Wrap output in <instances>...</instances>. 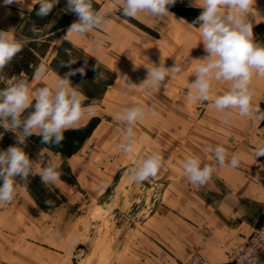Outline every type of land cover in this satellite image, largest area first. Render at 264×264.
I'll use <instances>...</instances> for the list:
<instances>
[{
    "label": "crops",
    "instance_id": "crops-1",
    "mask_svg": "<svg viewBox=\"0 0 264 264\" xmlns=\"http://www.w3.org/2000/svg\"><path fill=\"white\" fill-rule=\"evenodd\" d=\"M28 7H32L31 11ZM38 7L39 5L32 4V0H13L11 4H5L4 0H0V30H12L14 35L20 38L31 37L33 34L31 29L35 27L46 37L31 50L37 62L29 65L34 69L32 79L28 81L29 86L40 78L47 80L57 79V75L61 76L54 63L65 45L86 51L96 60L98 58L101 61H108L90 46L101 37L103 44L111 48L119 61L128 60L138 52L141 59L148 60L154 51L157 64L161 60L164 61L165 67H171L177 61L181 64L182 70L166 76L157 85V91L172 92L173 96H179L180 101L185 95L191 97L188 84L195 79L192 74L195 64L193 59L206 55L202 42L198 41V24H189L201 11L192 5L191 0H175L174 4L168 6L170 12L168 17H153L141 12L136 18L124 17L118 8V0H94V9L109 12L107 19L110 26L108 29H93L83 36L67 32L70 24L78 17L74 12L66 10V0H59L52 11L44 17L36 15ZM248 18L252 23L254 38L257 40L264 35V0H255ZM57 21L63 23L59 33H42ZM24 32L32 34L26 36ZM121 34L133 42L125 53L113 47V42H116ZM90 39L93 41H89ZM41 45L45 46L42 51L38 50ZM41 66L45 72L39 76L36 73ZM112 67L116 73L114 82H117L121 69L116 65ZM20 74L25 73L22 71ZM114 82L109 86L112 87ZM226 87L223 82H214L212 97L220 94ZM250 88L253 91V103L259 106L264 92V74H254ZM198 102L203 104L205 111L209 108L215 110L212 99ZM235 110L225 111L231 112L244 122L242 128L222 126V129L228 132H222L220 137L233 146L226 150V163L216 164L210 180L203 185L192 184L188 179L176 181L174 185L181 191L177 193L179 197L172 194L173 205L166 216L167 220L165 215L162 216L163 211L158 210L140 222L139 233L142 234L143 242L140 246L134 244V228L113 229L105 233L104 239L101 238L103 236L101 231L97 229H77L74 232L63 228L28 229L26 232L0 229V264H98L99 261L93 256L98 247L96 243L106 241L107 236L109 260L102 264H182L196 253L204 256L211 264H235L234 255L262 221L264 207V155L255 156L257 146L263 143L256 132L259 126L258 112L242 116ZM209 121L211 120H205L207 130L214 127ZM227 123L236 124L232 120ZM233 153L240 157V163L235 168L227 165V159ZM165 197L166 193L163 199ZM27 201L28 198H25L20 204L28 206L26 210L32 214L36 213L37 205ZM69 215L66 214L67 217ZM75 215L80 217V213ZM170 217L172 221L165 224ZM70 219L72 220L68 218ZM76 219L73 218L72 221ZM168 223L172 226L170 234L164 238L155 234L156 226L165 227L164 225L167 226ZM52 236L55 239L51 240ZM71 236L83 238L74 241L72 245H68L67 240L64 245L66 239L63 238ZM17 237L24 239L21 241ZM59 237L60 241L57 242ZM86 238L91 245L84 243ZM7 247H14L13 254L3 251Z\"/></svg>",
    "mask_w": 264,
    "mask_h": 264
},
{
    "label": "rangeland",
    "instance_id": "rangeland-1",
    "mask_svg": "<svg viewBox=\"0 0 264 264\" xmlns=\"http://www.w3.org/2000/svg\"><path fill=\"white\" fill-rule=\"evenodd\" d=\"M62 25L63 23L57 21L42 33H59ZM31 34L24 32L26 36ZM132 43L121 34L117 41L113 42V47L125 53L127 48H131ZM90 46L108 61L98 62L88 52L65 45L54 63L63 77L69 68H78L85 60L87 61L83 76L76 73L69 77L70 83L86 97L80 121L64 131L63 139L59 144H42L37 135L26 139L25 151L30 150L29 142H31L38 146L39 154H45V160L51 158L58 162L60 176L55 184L50 186L59 191L53 200L60 201L63 196L64 201L57 206L41 208L29 193L26 180L17 178L13 199L0 204V229L21 232H26L28 229L63 228L71 229L73 232L77 229H97L101 231L103 235L101 238L104 239L105 233L113 229L134 228V244L140 246L143 244L142 234L139 233L140 222L150 214L157 213L158 210L163 211L162 216L165 215L166 219L173 205L172 194L179 197L177 193H180L181 189L176 188L174 183L178 180H187L182 169L184 157L197 154L202 161L215 163L212 160V153L205 149L209 146L214 147L217 143L222 144L225 150H229L230 146L233 148L230 142L220 137L222 132H228L222 129V126L242 128L244 121L233 114L225 117L223 112L211 108L205 111L202 103L188 95L183 96L180 101L179 96H173L172 92L159 93L157 86L154 89L145 88L140 84L147 73L143 64L148 66H151V63L157 64L155 51L149 55L148 60L141 59L138 52L128 60L119 61L108 45L103 44L100 48H96L94 44ZM69 58L76 59L75 63L64 64ZM113 65L121 69L117 82H114L116 73L113 71ZM125 76L126 83L137 84L134 90H128L122 79ZM55 80V78L47 80L40 78L29 87L54 83ZM112 82L114 85L110 87L109 84L111 85ZM132 104L143 105L145 112L143 118L132 125L137 140L136 146L132 152L125 153L119 148L125 125L114 120L113 114ZM88 107L93 108L94 111L89 112ZM205 117L211 120L209 124L214 126L209 130L205 127L207 120ZM230 120L236 124L227 123ZM1 132L5 133L2 130ZM256 132L259 135L258 129ZM8 138H11L13 143L16 142L15 133H11ZM152 151H158L162 155V164L157 175L143 182H135L130 170ZM28 155L32 159L30 153ZM33 161L41 163L39 158ZM68 180L73 183H69ZM164 193H166L165 199H163ZM25 198H28L27 202L37 205L36 213L32 214L26 210L28 206L20 204ZM29 207L32 208L33 205ZM79 213L80 217L75 215ZM66 214H70L69 217ZM68 218L77 219L72 221ZM171 221L172 217L165 221V224ZM164 226L155 227V234L161 238L172 231L171 223ZM81 238L78 236L63 238L66 239L64 245L67 240L68 245H72ZM17 239L23 241L24 238L17 237ZM50 239L53 240L55 237L52 236ZM105 240L96 243L98 247L93 253L95 260L99 261L98 264L107 263L109 260L108 236ZM84 241L85 244L91 245L88 238ZM3 251L13 254L15 250L14 247H7ZM192 255L182 264H186ZM204 259L205 264H211L206 258ZM12 263H14L13 257Z\"/></svg>",
    "mask_w": 264,
    "mask_h": 264
},
{
    "label": "clouds",
    "instance_id": "clouds-1",
    "mask_svg": "<svg viewBox=\"0 0 264 264\" xmlns=\"http://www.w3.org/2000/svg\"><path fill=\"white\" fill-rule=\"evenodd\" d=\"M5 4L13 0H4ZM59 0H32L39 5L36 15L47 16ZM94 0H66V10L74 12L78 19L73 21L67 32L84 35L93 29H108L109 12L93 8ZM175 0H118V8L124 17L136 18L138 13L146 12L153 17H168V6ZM193 6L201 9L192 25L198 24L199 42H202L206 55L194 58L192 74L195 79L189 82L191 98L198 101L212 99L217 112L225 117L231 115L227 109H236L242 116L259 112L258 104L253 103V91L250 83L254 74H264V43L256 40L253 35L249 13H252L255 0H191ZM31 11L32 7H28ZM33 36L17 38L12 30H0V72L6 64L28 43H40L46 37L35 27L31 29ZM103 45L97 38L96 48ZM197 45V44H196ZM97 58V57H96ZM98 60V58H97ZM76 59L69 58L64 64L71 65ZM99 62V60H98ZM87 61L78 68H69L58 76L54 83H43L42 86L30 88L23 76L5 78L0 75V126L15 133L16 142L6 149L0 150V204L11 201L15 195L17 177L26 179L29 175H39L45 185H54L60 176L57 161L44 159L39 154L41 163L33 161L25 151L26 139L37 135L42 144H59L63 133L77 124L84 111L85 95L70 83L69 77L80 73L83 76ZM146 78L140 83L145 88L154 89L166 76L179 73L181 64L175 61L171 67H165L164 61L151 66L143 64ZM95 67V65L93 66ZM45 72L43 66L37 75ZM128 90H134L136 83L125 82ZM214 82H223L227 87L212 97ZM88 111H94L88 107ZM145 107L132 104L116 111L113 119L125 125L123 139L120 141L121 151L132 152L137 140L132 125L144 116ZM3 133L0 132V136ZM212 153L215 163L202 161L197 154H189L182 161L183 173L190 183L203 185L215 171V165L226 163L225 147L217 143L205 149ZM264 155V143L257 146L255 156ZM240 163L238 154L233 153L227 159V165L235 168ZM162 164V155L152 151L144 156L130 170L135 182H143L155 177Z\"/></svg>",
    "mask_w": 264,
    "mask_h": 264
},
{
    "label": "trees",
    "instance_id": "trees-1",
    "mask_svg": "<svg viewBox=\"0 0 264 264\" xmlns=\"http://www.w3.org/2000/svg\"><path fill=\"white\" fill-rule=\"evenodd\" d=\"M258 41L262 42L264 40V35L262 34ZM37 43H28L26 44L16 55L12 58V60L5 65L2 72L0 74H3L5 78H10L13 76H23L24 78L29 81L33 74L34 69L29 67L30 63L36 64L37 59L31 54V50L34 47H37ZM44 45H41L38 50L42 51L44 49ZM33 67V66H32ZM24 72V75H21V72ZM0 86H3L0 84ZM5 131L2 136H0V150H3L7 148L8 145L12 144L11 138H8V136L11 135V133H14L10 130H4L2 126H0V132ZM30 150L27 153H30V156L32 159L39 158V148L37 145L29 142ZM35 150V152L33 151ZM19 178V177H17ZM16 178V179H17ZM21 179V178H19ZM26 185L29 193L31 196L35 199L37 204L44 209L50 208L51 206H57L62 204L64 200H62L64 197L62 196L60 201L53 200L55 198L56 193H59L58 189L51 188L50 185L45 186L41 180L39 175H29L26 179ZM69 182V180H68ZM73 183V182H69Z\"/></svg>",
    "mask_w": 264,
    "mask_h": 264
},
{
    "label": "built area",
    "instance_id": "built-area-1",
    "mask_svg": "<svg viewBox=\"0 0 264 264\" xmlns=\"http://www.w3.org/2000/svg\"><path fill=\"white\" fill-rule=\"evenodd\" d=\"M259 135L264 143V92L261 95L259 104ZM205 259L198 254L192 255L186 264H205ZM235 264H263L264 263V207L263 219L256 226L253 233L234 255Z\"/></svg>",
    "mask_w": 264,
    "mask_h": 264
}]
</instances>
